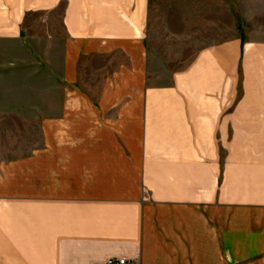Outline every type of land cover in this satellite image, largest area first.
<instances>
[{
	"label": "crops",
	"instance_id": "crops-1",
	"mask_svg": "<svg viewBox=\"0 0 264 264\" xmlns=\"http://www.w3.org/2000/svg\"><path fill=\"white\" fill-rule=\"evenodd\" d=\"M198 1L170 69L157 0H0V66L56 87L0 146V264H264V0Z\"/></svg>",
	"mask_w": 264,
	"mask_h": 264
},
{
	"label": "rangeland",
	"instance_id": "rangeland-1",
	"mask_svg": "<svg viewBox=\"0 0 264 264\" xmlns=\"http://www.w3.org/2000/svg\"><path fill=\"white\" fill-rule=\"evenodd\" d=\"M151 15L150 43L160 65L170 69L187 65L200 43L199 1L157 0ZM185 15L191 18L188 24L191 27L189 33L184 31ZM43 93L54 94L56 87L49 76L46 77L40 72V66H0V146L14 142L16 155H21V147L25 143L32 147L38 145L37 112L30 111L28 114L32 117L23 118L22 100L25 96H38ZM4 110L6 113H2Z\"/></svg>",
	"mask_w": 264,
	"mask_h": 264
},
{
	"label": "built area",
	"instance_id": "built-area-1",
	"mask_svg": "<svg viewBox=\"0 0 264 264\" xmlns=\"http://www.w3.org/2000/svg\"><path fill=\"white\" fill-rule=\"evenodd\" d=\"M96 264H139L136 260H132L125 257H110L107 258L104 262Z\"/></svg>",
	"mask_w": 264,
	"mask_h": 264
}]
</instances>
